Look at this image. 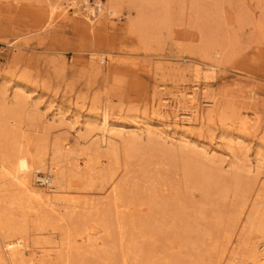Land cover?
Segmentation results:
<instances>
[{
    "label": "rangeland",
    "instance_id": "374dc122",
    "mask_svg": "<svg viewBox=\"0 0 264 264\" xmlns=\"http://www.w3.org/2000/svg\"><path fill=\"white\" fill-rule=\"evenodd\" d=\"M99 1L102 10L87 17L84 0H0V108L20 110L22 146L59 141L70 156V187L54 204L10 205V187L0 214L41 251H69L75 264H256L253 250L264 241V0ZM196 75L214 104L201 107L203 123L193 114L180 121L172 94L192 88ZM161 98L171 105L165 111ZM58 105L68 111L62 121L53 117ZM105 108L127 125L109 144L92 118ZM137 118L153 133L130 123ZM84 150L89 170L75 166ZM35 174L34 186L45 188V175ZM81 219L93 228L86 241L74 238Z\"/></svg>",
    "mask_w": 264,
    "mask_h": 264
},
{
    "label": "bare ground",
    "instance_id": "6f19581e",
    "mask_svg": "<svg viewBox=\"0 0 264 264\" xmlns=\"http://www.w3.org/2000/svg\"><path fill=\"white\" fill-rule=\"evenodd\" d=\"M84 1L86 2L85 8L88 12L86 15L87 17L88 14L94 15L95 17L98 13V10L99 12L102 10V4H100L99 0L95 1V6H91L88 3L89 2L88 0H84ZM57 9H60L59 14H61L62 16H65L67 14V9H62L61 6L59 5L54 7V10ZM210 67L211 70H214L217 68V65L211 64ZM206 93L207 91H205V89L200 86V78H198V75H196V78L193 81L192 88L186 89L184 91L179 90L172 94V98H173L172 106L175 109L174 117L176 119H179L180 121L181 120L188 121L192 119L191 115L193 114V116L196 117L195 120L200 119L199 121L203 123L205 120L201 114L202 112L201 107L212 106L214 104V99L212 97H209V96H213V94L210 95L209 93V95L207 96ZM168 102L169 101H166L164 99L163 102L158 103V108L161 111L162 110L165 111L164 108L167 107L168 109V106H171ZM183 102L184 103L186 102L187 104H189V106L185 108V106H183L182 104ZM54 111L55 112L53 113V117H57V118L59 117L61 121L62 118L65 116V114L68 113V111H64L59 105L55 107ZM73 115H77V114L74 113ZM92 118L95 119L96 123L99 121V126L102 133L101 142L105 144L110 143L111 135L113 134L115 135L116 133L118 134V133H122L123 131H126L125 128L127 125L125 124V121H123L122 119L119 120L120 118L114 119L112 113L107 108L103 109V111L100 114H96V115L94 114ZM20 120H21L20 110L10 108L9 106H7L6 103L2 104L0 108V180H1L0 183L1 184L8 183V184L7 186L0 188V201L2 200L1 193L4 195V191L6 189L13 187V190L15 188L17 191L14 193V195L8 197L7 202L10 205L19 204L20 206L29 208V206H24V204L27 203L29 205L33 201L40 204H48V205L54 204L57 194L63 189L70 187V185H68L70 180L67 179V175L65 173L64 163H63L64 156L65 158L67 157L69 158L70 156L62 151L63 146L62 144H60L59 141L54 142V144L52 145L53 147L51 149H48L47 147L41 146L39 144L34 145L32 149L28 147L29 145L22 146L21 139L23 138V136L20 135V130H19L21 128ZM130 123L137 128L143 130L145 129V132L147 134L149 133V135L153 133L152 132L153 129L151 128L153 125H151L144 118L134 119ZM91 125H92L91 123L88 124L87 127L88 130L86 131V133H89L90 131L94 130L93 126ZM142 126L143 128H141ZM52 127L53 126H49L47 130L52 129ZM185 132L186 131L184 130H177L176 128H172L168 130V133H172L171 135L179 134L181 139L188 138V134ZM80 138L85 139L86 136L81 135ZM30 141L31 140L29 139L27 144H29ZM134 141H136L135 138L131 140V144L129 145L135 144ZM212 141L213 140L211 139L210 140L211 144L213 143ZM137 142L138 140L136 141V143ZM65 144H67V141ZM130 151L131 149L129 148L128 149L129 153L128 152L127 153L131 154ZM110 154L113 157L115 156L117 157L118 150L113 148L110 151ZM86 155L87 152L85 150L79 155H77L76 165H75L77 168H84L86 170L90 169V166L92 165H90V159H88ZM184 166H185L184 170L186 174L185 176L187 177V179L190 180L191 178H194L195 175L193 169L189 167V165L187 164ZM38 171L42 172L45 175L44 178L42 179V181L47 184L45 188H38L34 186L33 180L34 178L36 179L35 173ZM207 178H203L202 174L200 175L199 183L201 184V186L202 183L203 184L205 183V180ZM3 200L2 202H5V200L4 201ZM125 211L122 212L124 213ZM80 221L81 223L78 229L77 228L75 229L77 230V232L74 231L76 232L74 234V238L75 236L76 237L78 236L83 241H86L87 239L89 240L90 236H92L91 231L93 228L87 225L88 223L86 219H81ZM41 222L39 224H37L36 222L37 225L35 224V226L38 227V230L43 229V225L41 224ZM22 225L24 224L22 223ZM24 228H25L24 226L16 224L12 216H10V214L8 215V213L6 212H2L0 214V264H75V260L73 259V257H71L72 255L68 253L69 251L66 252L67 254L66 253L64 254L58 250L59 252H57V254L55 255L50 252L41 251L39 245H36L38 244L37 242L31 243L29 241L25 230L26 228L25 229ZM119 228H120V232L123 235L125 233L124 230L125 227L120 224ZM261 228L264 229V225H262ZM71 233H69L68 235L67 243L71 242L72 240L69 239V237H71L70 236ZM122 238L123 236L121 237V239ZM67 250H69V248ZM253 251L255 254V261H256L255 263L264 264V241L261 242L258 247H255ZM24 256H28V259L24 258Z\"/></svg>",
    "mask_w": 264,
    "mask_h": 264
}]
</instances>
